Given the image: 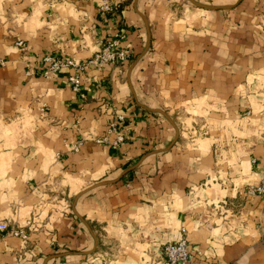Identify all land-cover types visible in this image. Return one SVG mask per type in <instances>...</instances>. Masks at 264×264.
Listing matches in <instances>:
<instances>
[{"label":"crops","instance_id":"0c3cea01","mask_svg":"<svg viewBox=\"0 0 264 264\" xmlns=\"http://www.w3.org/2000/svg\"><path fill=\"white\" fill-rule=\"evenodd\" d=\"M102 1L0 0V264H97L87 222L116 243L108 264H164L163 245L183 235L189 264H264V197L241 190L264 173V7L185 20L164 15L173 0H107V13ZM107 41L129 58L93 63ZM44 56L69 63L46 73ZM176 108L201 131L178 158L186 172H157L143 155L174 129L152 110ZM94 181L115 182L71 205L60 193Z\"/></svg>","mask_w":264,"mask_h":264},{"label":"rangeland","instance_id":"374dc122","mask_svg":"<svg viewBox=\"0 0 264 264\" xmlns=\"http://www.w3.org/2000/svg\"><path fill=\"white\" fill-rule=\"evenodd\" d=\"M244 2H245V4H244ZM247 2H248L247 0H173L169 3H167V5L165 7L166 8L165 12L167 10L168 11L166 13H164V15H166V17H169V15H172L174 17L184 18L185 20H187L186 15L192 14L194 12V10L205 11V12L222 10V11L228 12L237 6H243V8L245 6V7L250 8V7H253V5L255 6L258 4L261 7H264V0H255L253 5H250V4L248 5ZM101 4H100L99 8L103 12L107 13V12H112L114 10L112 8L110 11H106V10L101 8ZM111 42H113V41H107L99 51H101L108 43H111ZM148 46H149V39L145 44V47H147V49H148ZM145 47H144V50H145ZM147 49L145 51L142 50V52L140 54H138L136 56H132L130 58V60H132L133 62L129 67V72L132 70L133 66L137 63V61L141 58V56L147 51ZM113 50L116 51L117 49L113 48ZM122 50H124L126 53L125 58L123 60H117V61H115L113 63H109V64L117 65L118 63L124 62L127 58H129V55H128L127 51L125 50V48H122ZM152 111L157 116L162 117L163 119L167 120L169 122V124H171L173 126L174 136L170 140V142L167 144V146H165L164 148H159V149L148 151L143 156H148L151 154H154L157 156V172L159 169H161L160 172H164V171L169 172L170 170H174V171L180 170V172H186V166H184L183 170L180 169L181 168L180 165L182 163H184V161L183 160L179 161L178 158H181L183 156V153H184L183 150H185L187 143L188 144L190 143V145H191V142H192L191 139L196 137V135L198 134V133L194 134V133H192V131L193 130L201 131L200 127L203 124V120L199 119V118H195L193 120L187 121V120H189V119H187L189 117V113L187 111H185L183 108H178V109L176 108L174 111H170L167 109H164V110L156 109V110H152ZM141 161L142 160H140V162ZM178 162H179V167H178V165L177 166L175 165ZM177 167H178V169L175 170V168H177ZM131 168H136V166H133ZM217 168H218V164L213 166L211 169H212V171H217L218 170ZM129 170L125 171V173L128 172ZM178 175L180 176V180L178 181L177 184L179 186L183 185L184 190L186 191L187 194H189L191 187L184 185L182 180H184L185 178L184 177L181 178L182 175L180 173ZM175 180H178V179H175ZM113 182H115V181H96V182L94 181V182H90L87 187L78 191L75 195H73V194L69 195L67 190L61 191L60 193L65 192L66 196L64 198H65L67 204L71 205V203L74 204L80 196H82L84 194H88L94 188H99L101 186H104L106 184L113 183ZM129 184H130V182L128 180H125L123 182V185L126 187H128ZM246 187L247 186L241 187V190L244 192ZM221 200L214 202V204L215 205H217L219 203L224 204V201L222 202ZM227 205L232 206L234 204H233V202H231V203L227 202ZM87 226H89V229L91 230V233L95 239V246L93 247V249H91L87 252H83V253H85L87 255L95 256L94 258L98 259L97 264H108L110 262V259L112 258L113 251L117 247L116 243L112 240H109L106 237L105 231L103 229H101L97 223H95V222H89L88 223L87 222ZM24 232H25V230H24ZM25 234L27 235L26 232H25ZM26 238H27V236H26ZM81 264H90V262L84 261Z\"/></svg>","mask_w":264,"mask_h":264},{"label":"built area","instance_id":"2783aa9c","mask_svg":"<svg viewBox=\"0 0 264 264\" xmlns=\"http://www.w3.org/2000/svg\"><path fill=\"white\" fill-rule=\"evenodd\" d=\"M101 8L110 11L113 6L107 1L103 0L101 4ZM18 44H21L19 42ZM114 42L108 43L101 51L97 52L95 56L92 58V62L96 65L102 63H113L117 60H123L126 56L124 50H113ZM42 62L46 65V73H56L65 65H68L69 62H64L60 59L53 58L51 56H44L42 58ZM4 61L0 59V65H4ZM69 81L71 83V87L74 91H80V76L79 74H74L69 77ZM122 115H118L116 120L110 124L109 130L114 128L118 121L123 120ZM124 137L123 134H119L113 141L114 144L121 143ZM96 142L108 141L107 136H98L94 139ZM80 143L75 147L79 146ZM248 195L252 196H262L264 197V173L261 176L260 180L256 184L248 185L244 191ZM7 228V224L5 222L0 223V230H5ZM185 230H182V233ZM10 234L14 236H19L22 239L26 238V234L23 229L15 228L10 230ZM163 254V263L164 264H189V256H190V248L187 237L185 235L180 236L177 240L167 242L162 247ZM200 255V252H197V255Z\"/></svg>","mask_w":264,"mask_h":264},{"label":"water","instance_id":"95a60500","mask_svg":"<svg viewBox=\"0 0 264 264\" xmlns=\"http://www.w3.org/2000/svg\"><path fill=\"white\" fill-rule=\"evenodd\" d=\"M146 49H147V47H145V50H146ZM145 50H144V51H145Z\"/></svg>","mask_w":264,"mask_h":264}]
</instances>
